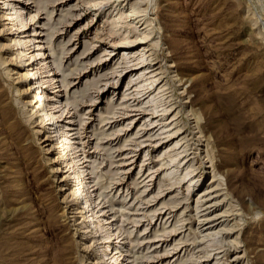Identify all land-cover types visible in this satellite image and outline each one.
<instances>
[{
    "label": "rangeland",
    "instance_id": "374dc122",
    "mask_svg": "<svg viewBox=\"0 0 264 264\" xmlns=\"http://www.w3.org/2000/svg\"><path fill=\"white\" fill-rule=\"evenodd\" d=\"M10 1L94 213L0 21V264H264V0Z\"/></svg>",
    "mask_w": 264,
    "mask_h": 264
},
{
    "label": "bare ground",
    "instance_id": "6f19581e",
    "mask_svg": "<svg viewBox=\"0 0 264 264\" xmlns=\"http://www.w3.org/2000/svg\"><path fill=\"white\" fill-rule=\"evenodd\" d=\"M131 11L134 12V9H131ZM121 17L123 16L120 15V18ZM17 18L19 20L17 22H14ZM0 21L4 23V26L2 27V32L5 35L6 34L13 35L17 33V36H15V38L12 39V44H11L12 49L16 51V53H14V58L12 59L14 60V62L15 60L18 61L17 62L18 67L24 68V70L20 72L19 77H18L20 78V81L22 82L21 92L26 93L28 96L31 97L29 101V105H30V108L32 107V110L27 112L26 118L31 119L34 113L35 114L34 120L42 124L44 131L42 133V136L39 138V140L41 139L42 143H45L48 139L50 140L52 139V141L56 140L55 145L53 144V149L56 153H58V159L60 161V164H62V167L65 168L64 169L65 172H67V170H70L73 179L68 176V180L72 184L78 186V190L75 193L77 197L76 199L74 197L73 200L75 202H81L83 198L85 199L84 205L82 207V209H84L82 210V214L85 217L83 220L92 223L93 213H94L93 197H91L90 191L87 189L86 184L84 183L81 175L78 172L79 170L77 169V164L73 162V157L69 152L68 142L66 140V137H64L62 133L63 130H60L58 125L55 123V120H54L55 115L53 113L48 112V108L46 106V101H47V98H49V96L46 94V92H44L42 88L43 84H41L40 82L41 75L38 72L39 68L37 69V67H35L34 65L38 62L37 60H39L40 57H36L34 54L33 55L31 54L32 56L25 58L24 60L22 59L25 55V53L23 52L25 50V47L26 46L31 47L29 43L23 40L24 31H27L29 27L26 26V21L21 20V12L19 11V8L13 5V3L10 0H0ZM145 37H147V35H145L144 33L143 38ZM140 38L142 37L140 36ZM3 46H7V43L2 46L0 45V47H3ZM4 61L5 59H2L1 63H3ZM131 68L133 69L134 67H131ZM49 74L52 75L54 73H49ZM62 82H63V79H62ZM63 84L66 87L67 83L66 84L63 83ZM55 91L61 92L62 89L61 87L58 88L57 86ZM34 97H35V101L33 102ZM44 120L46 122H44ZM49 132L53 133L52 137L51 135H48ZM55 134L57 135L56 139H55V136H56ZM55 168H53L52 170H55ZM203 215H204V219H207V220L210 219L208 216H206V213ZM210 226L212 227V224H209V225L207 224V227L205 228H211ZM103 242L108 243V241H103ZM104 254L106 255V253Z\"/></svg>",
    "mask_w": 264,
    "mask_h": 264
}]
</instances>
